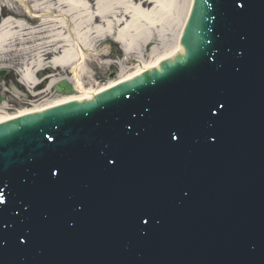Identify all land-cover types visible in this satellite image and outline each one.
<instances>
[{
	"label": "water",
	"instance_id": "obj_1",
	"mask_svg": "<svg viewBox=\"0 0 264 264\" xmlns=\"http://www.w3.org/2000/svg\"><path fill=\"white\" fill-rule=\"evenodd\" d=\"M180 44L0 121V264H264V0H195Z\"/></svg>",
	"mask_w": 264,
	"mask_h": 264
},
{
	"label": "bare ground",
	"instance_id": "obj_2",
	"mask_svg": "<svg viewBox=\"0 0 264 264\" xmlns=\"http://www.w3.org/2000/svg\"><path fill=\"white\" fill-rule=\"evenodd\" d=\"M194 2L0 0V9L5 13L24 11L38 19L35 27L13 19L0 23V53L16 52L18 47L28 49L23 62L27 66L24 76L27 88L36 91L48 82L43 91L34 92L35 99L29 107L25 105L10 113L4 109L6 102L3 101L0 104V121L6 120L7 123L13 118L35 117L40 110L70 104V99H96L99 93L151 72L162 62L181 55L184 50L180 40ZM108 39L122 45L123 58L113 63L115 75L107 83L88 88L84 79L91 76L89 62L96 64L111 57L100 48ZM28 43L32 45L27 46ZM102 65L111 66L108 63ZM61 68L62 71L69 69V74L64 71L60 75L59 72L56 78L54 73ZM40 72H47L46 78L42 81L37 77L33 79V75ZM63 81L72 86V94L53 93L49 97L56 84Z\"/></svg>",
	"mask_w": 264,
	"mask_h": 264
},
{
	"label": "rangeland",
	"instance_id": "obj_3",
	"mask_svg": "<svg viewBox=\"0 0 264 264\" xmlns=\"http://www.w3.org/2000/svg\"><path fill=\"white\" fill-rule=\"evenodd\" d=\"M21 18H23V16ZM27 24L31 27L37 26L36 22H33L32 24ZM31 45V43H28L27 46ZM19 48L20 47H18L16 52L0 53V68H4V70L8 71L7 77H5L4 81L0 80V95L4 99V102H6V107H4V109L10 111V113L15 112L16 110L22 108L25 105L29 107V104H32L33 100L35 99V97H33L34 92L38 90L43 91L45 89V85L48 83L46 82L45 84L40 85L36 89V91H33V89L29 90L27 87L24 88L19 84V77L16 75V73L18 72L17 69H20L21 65H19L18 63H22L24 62V60H26L27 57L24 53L28 51V49L26 48ZM100 48L103 49L106 54H110L111 57L105 60H99V63L96 64H94L93 62H89L91 76L89 79H84L85 86L88 88L92 85H94V87H98L102 84L107 83L110 79V72L112 71V69H115V65H113V63H118V61L123 58V53L120 50L119 45L115 44L112 39H108V42L104 43L103 46H101ZM90 49L92 50V47ZM104 63H108L109 65L111 64V66L102 65ZM6 67L9 69H7ZM62 70L59 69L57 72L54 73V75H56V78L57 75H59V72L60 75H63V73L65 72L69 74L68 70H64L65 72ZM46 73L47 72H40L39 74L35 73L33 75V79H36L37 77V79L40 78V81H42L44 78H46ZM52 94L53 91L51 92V95H49V97H51Z\"/></svg>",
	"mask_w": 264,
	"mask_h": 264
},
{
	"label": "snow or ice",
	"instance_id": "obj_4",
	"mask_svg": "<svg viewBox=\"0 0 264 264\" xmlns=\"http://www.w3.org/2000/svg\"><path fill=\"white\" fill-rule=\"evenodd\" d=\"M173 139H177L178 137L176 135H173L172 136ZM23 242V241H22Z\"/></svg>",
	"mask_w": 264,
	"mask_h": 264
}]
</instances>
